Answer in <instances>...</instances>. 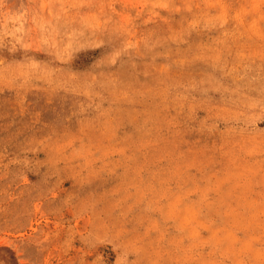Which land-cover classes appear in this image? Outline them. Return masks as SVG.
<instances>
[{
	"label": "rangeland",
	"instance_id": "374dc122",
	"mask_svg": "<svg viewBox=\"0 0 264 264\" xmlns=\"http://www.w3.org/2000/svg\"><path fill=\"white\" fill-rule=\"evenodd\" d=\"M0 264H264V0H0Z\"/></svg>",
	"mask_w": 264,
	"mask_h": 264
},
{
	"label": "bare ground",
	"instance_id": "6f19581e",
	"mask_svg": "<svg viewBox=\"0 0 264 264\" xmlns=\"http://www.w3.org/2000/svg\"><path fill=\"white\" fill-rule=\"evenodd\" d=\"M85 222H86V221H85ZM82 228L84 229V226H83V227L81 226V230H82Z\"/></svg>",
	"mask_w": 264,
	"mask_h": 264
}]
</instances>
